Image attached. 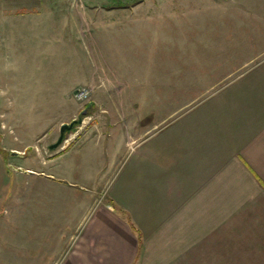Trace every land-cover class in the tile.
<instances>
[{
  "label": "crops",
  "instance_id": "1",
  "mask_svg": "<svg viewBox=\"0 0 264 264\" xmlns=\"http://www.w3.org/2000/svg\"><path fill=\"white\" fill-rule=\"evenodd\" d=\"M104 9L0 0V92L77 103V88L103 86L106 34L126 18ZM232 83L162 128L136 117L137 98H101L129 105L92 116L79 149L51 160L52 179L70 187L79 168L98 178L84 188L95 200L113 180L59 264H264V60Z\"/></svg>",
  "mask_w": 264,
  "mask_h": 264
},
{
  "label": "rangeland",
  "instance_id": "2",
  "mask_svg": "<svg viewBox=\"0 0 264 264\" xmlns=\"http://www.w3.org/2000/svg\"><path fill=\"white\" fill-rule=\"evenodd\" d=\"M82 1L126 17L106 34V78L103 86H86L90 101H28L0 92V264H59L90 205L106 197L113 180L95 200L84 188L93 190L98 178L87 182L81 168L73 187L50 175L51 160L85 142L80 129L92 116L129 105L101 98H137L136 117L150 122L151 115L162 128L223 97L233 80L264 60V0ZM63 125L72 129L51 149Z\"/></svg>",
  "mask_w": 264,
  "mask_h": 264
},
{
  "label": "built area",
  "instance_id": "3",
  "mask_svg": "<svg viewBox=\"0 0 264 264\" xmlns=\"http://www.w3.org/2000/svg\"><path fill=\"white\" fill-rule=\"evenodd\" d=\"M93 90L89 87H80L72 92V99L77 103L90 101Z\"/></svg>",
  "mask_w": 264,
  "mask_h": 264
},
{
  "label": "water",
  "instance_id": "4",
  "mask_svg": "<svg viewBox=\"0 0 264 264\" xmlns=\"http://www.w3.org/2000/svg\"><path fill=\"white\" fill-rule=\"evenodd\" d=\"M71 129H72V126L70 127V126H67V125H63V126L61 127V132H60V133H61V136H60L58 142H57L55 145L51 146V149H56V148H58V147L60 146L61 142H62L64 132H66V131H70Z\"/></svg>",
  "mask_w": 264,
  "mask_h": 264
},
{
  "label": "flooded vegetation",
  "instance_id": "5",
  "mask_svg": "<svg viewBox=\"0 0 264 264\" xmlns=\"http://www.w3.org/2000/svg\"><path fill=\"white\" fill-rule=\"evenodd\" d=\"M65 133H66V132H64V135H65ZM64 135H63V139H62V141L64 140Z\"/></svg>",
  "mask_w": 264,
  "mask_h": 264
}]
</instances>
